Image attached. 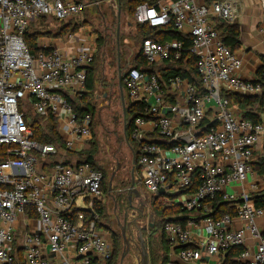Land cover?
Here are the masks:
<instances>
[{
	"label": "built area",
	"instance_id": "obj_1",
	"mask_svg": "<svg viewBox=\"0 0 264 264\" xmlns=\"http://www.w3.org/2000/svg\"><path fill=\"white\" fill-rule=\"evenodd\" d=\"M260 5L264 12V0ZM87 7L79 0H0V264H16L18 247L23 264H93V258L106 261L114 255L110 232L98 226L100 216L92 212L94 203L105 199L103 171L88 162H67L69 152L81 151L92 140L94 117L80 119L63 94L75 97L87 91L96 48L82 37L69 53L50 39L56 37L46 36L33 54L25 40L33 22L69 20ZM236 15L235 0H157L139 4L134 12L138 23L172 24L177 33L189 36L188 52L197 59L201 90L188 78L164 82L159 74L136 67H129L124 77L127 99L145 111L131 134L140 151L139 184L188 211L185 223L167 221L163 230L172 246H186L178 251L185 263L200 261L201 250L216 255L242 247L239 262L264 264V231L257 222L264 218V207L254 204L264 179L253 167L264 158V122L246 119L228 97L256 95L262 87L239 76L243 58L225 43L219 28L235 23ZM76 35L67 32L65 37ZM141 48L152 66L183 59L180 68L187 69L183 40L145 38ZM25 104L37 115L54 116L62 149L34 139L21 110ZM209 116L213 118L203 126ZM60 153L64 158L51 164L49 158ZM196 176L200 183L190 192ZM218 196L231 203L236 215L213 216ZM79 199L86 200L84 208L90 206L92 215L79 212L73 220Z\"/></svg>",
	"mask_w": 264,
	"mask_h": 264
},
{
	"label": "rangeland",
	"instance_id": "obj_2",
	"mask_svg": "<svg viewBox=\"0 0 264 264\" xmlns=\"http://www.w3.org/2000/svg\"><path fill=\"white\" fill-rule=\"evenodd\" d=\"M79 1L88 5L86 10L78 17L79 25L90 24L96 35L102 38L101 42L98 41L96 62L93 65L96 82L94 84L93 97H90V99L96 109L92 126V130L95 132L94 142L97 147L95 161L96 165L105 172V191L110 188V180L118 162L122 165L121 178H128V183L130 184L132 171L134 170L137 186L145 191V188L139 184L140 179L135 169V149L137 145L127 139L125 132L124 108L119 86V69L122 68L124 71L134 65L135 58L142 47L143 36L134 15L129 13L123 5L121 6L119 0ZM51 18H48L46 25L40 26V23H36L33 29L56 31L60 25ZM106 94L108 96L105 98ZM125 98V105L127 106L126 92ZM24 109L30 121L39 120L40 122H45L34 112L30 105L25 104ZM210 118H213V116L207 117L206 120H211ZM91 146L86 150H89ZM115 189V181L113 180L112 195L114 196L117 194ZM148 206L151 211L157 212V217L155 220H151L145 216L142 220L143 225L147 228L144 237L151 241L147 250L151 251L154 248L159 253L161 250L158 249V246L162 245L164 223L170 217H174L175 213L170 203L167 204L162 199H156L154 196L151 197V202ZM112 208L113 204L109 201V204L107 203L106 205V210L108 217L110 216L113 219L109 224V228L112 231L113 236L111 237L116 249L113 261L114 264H121L122 256L127 252L122 230L123 223L118 226L114 222ZM126 236L128 237L129 234H126ZM134 239L136 238L134 237ZM153 239L154 243L156 241L155 246ZM132 253L133 245L123 259L124 264L131 262ZM160 261L161 258L159 263L157 261L156 264H160Z\"/></svg>",
	"mask_w": 264,
	"mask_h": 264
},
{
	"label": "trees",
	"instance_id": "obj_3",
	"mask_svg": "<svg viewBox=\"0 0 264 264\" xmlns=\"http://www.w3.org/2000/svg\"><path fill=\"white\" fill-rule=\"evenodd\" d=\"M156 1L157 0H119L121 6L123 5L125 9L128 10V12L132 13L133 15H134L136 7L139 4L144 3V2L152 4V3H155ZM205 1L208 3H211L217 0H205ZM219 1H223V0H219ZM55 21L58 22L60 25L59 27L60 29H57L55 33L52 32V30H47V29L46 30L33 29L36 23H40L39 24L40 26L46 25L48 22V18H43L31 24L28 31L25 33V40L30 46V49L33 54H36L40 51V48L38 46L39 37H45V36H51V35L55 37H62L63 35L67 33L68 30L72 32H77L81 27V25H79L78 17H74L69 20H63V21L55 20ZM83 25H87V24H83ZM137 25L143 36L142 40H144L145 38H151V39H154L160 42H164L166 40H174V39L183 40L184 45L187 48L184 51V56L185 58L188 59L187 65H186L187 69L180 68V66H182L183 64V59L182 60L171 59L169 61H166L165 65L152 66L148 63L147 59L144 57L142 48L140 49L138 56L135 58L134 65H132L131 67L139 68L141 71H144V72L157 73L160 75L161 79H163L164 82H168V80L171 77H175V76H181L183 78H188L189 80L193 82V84H195L198 87L199 90H201L202 89L201 79L198 75L197 68H196L197 59L194 55L188 52V48L191 45L190 37L177 33L173 29L172 24L164 26V27H151L148 24H141L137 22ZM219 28L224 33L225 43L228 46H230L233 51H235V49L240 45L241 32H240L239 24H237L236 22L233 24L223 23L219 26ZM101 39L102 38L99 39V42H101ZM95 62H96V55H95L94 61L88 66L86 87H87V90H89V92L94 91V84L96 82L95 69L93 67ZM124 77L125 76L122 77V85H123V89L125 90ZM255 82L261 85L262 87L261 93L256 94V95H250V96H245V95H241L237 93H231L228 95V97L232 101L234 99L236 103H238L239 106L244 110L243 113L246 119H249L255 123H259L261 122L260 117L256 113H254L251 109H247L246 104L250 102H258L260 109L264 107V62L257 73ZM89 92L84 93L81 96H75V97L70 96L68 93L63 94L68 100V102L72 104L75 112L78 114L80 119L84 118V116L87 114H91L93 115V117L95 115L96 109H95L93 102L90 99V97L92 98L93 96L91 92L90 93ZM21 110L24 111L25 109L21 107ZM144 114H145V111H144V106L142 104L131 103L128 100L127 106L125 105V118H126L125 128H126L127 139L130 142L131 141L135 142L131 138L132 131L135 128V119L138 116H142ZM38 116L41 117L43 120H45V122H40L39 120L30 121L28 115L25 113L26 120L30 122V124L32 125L34 139L43 144H55L58 148L62 149L64 147V144L59 135L58 123L56 122L54 116L50 114H48L47 116H40V115ZM208 124H209V121L205 119L202 125L205 126ZM94 139H95V136L90 141V144L91 145L93 144V146H91L89 150H86L84 152H78L77 154L69 152L68 156H71V157L76 156L75 158L78 159L77 160L78 164L88 162L95 169H99L103 171V169H101L100 167L96 165L95 156L97 154V147L94 142ZM139 154H140V151H138L136 147L135 149V163H136L135 169L137 172L139 171L141 175V170L137 165ZM62 158H64V156L62 153H60V154L51 156L49 160H50V163L52 164L54 162L55 163L59 162ZM67 162H69L68 159H67ZM253 167L256 170V172L264 179V158H261L257 160L255 163H253ZM103 173H104V181H103V191H104L105 190V172L103 171ZM195 175L196 173L194 174V176ZM199 183H200V180L196 176L195 183L189 189V191L190 192L196 191ZM254 200H255L254 202L255 206L264 207V189L261 192L257 193L256 195H254ZM213 205L215 209L213 216L215 218H219L220 216L226 213H229L231 215H236L235 208L231 206V203L224 201L221 196H218L216 198ZM94 209L100 216L98 226L109 231L112 235V231L109 228L110 226L109 224L111 223L110 216L108 217L107 215V210H106V206L104 202L96 201L94 203ZM172 209H173V212L175 213L174 217L173 216L170 217L169 219L165 221V223L167 221H181L185 223L187 219L186 217H188L187 216L188 211L186 209H183L179 205H172ZM79 212H83L87 216L92 215L90 210L86 208L75 207L73 209L72 216L70 217L73 220H76V215ZM165 223H164V226H165ZM164 226H163V230H164ZM162 238H163L162 246H163L164 255L160 256L159 254L156 253L155 249L153 248V250L150 251L152 259H153V264H156L157 261L159 263L160 258H161L160 264H164L169 260L168 253L170 251V242L167 240L164 231L162 234ZM113 246H114V255L111 259L102 261L99 258H93V264H114L113 260L115 258L116 249H115V244ZM243 250L244 249L242 247H233L229 249L226 252V256H225L226 263L227 264H242L241 262L238 261V257L243 252ZM22 255H23L22 249L18 247L17 252H16V264H23Z\"/></svg>",
	"mask_w": 264,
	"mask_h": 264
},
{
	"label": "crops",
	"instance_id": "obj_4",
	"mask_svg": "<svg viewBox=\"0 0 264 264\" xmlns=\"http://www.w3.org/2000/svg\"><path fill=\"white\" fill-rule=\"evenodd\" d=\"M235 1L237 3V15H236L235 21L237 24H239L240 32H241V34H240V45L235 49V51L243 58V63H244L243 69L238 74L240 77H242L246 80L255 81V79L257 77V73H258L259 69L261 68V66L263 65V62H264V12L261 8L260 0H235ZM52 20H54V19H52ZM83 26L84 27L81 26V29H79L77 32H73V33H77L79 35H76L75 38H72L69 40H67V37H65V35L62 36L63 38L62 37H56L57 39L56 38H50V37H55L53 35L47 36V37L52 39V40H56L59 47L66 49L69 53H71L74 50L76 45H78L79 40L82 37H84V38H87L88 41L93 44V46L96 48V51H97V45H98V41L100 38L96 35V33L94 32V30L90 24L83 25ZM58 29H60V28H58ZM52 32L55 33V31H53V30H52ZM67 32H72V31L68 30ZM40 38H42V37H39V39ZM45 38H46V36H45ZM96 54H97V52H96ZM119 86H120V84H119ZM125 90H124V93L126 92ZM88 92H89V90H87L85 93H88ZM93 92L94 91H92L91 94H93ZM107 96H108V94H107ZM107 96L105 95V98ZM233 102L236 105L238 110L244 111L239 106V104L236 103V101L234 99H233ZM246 106H247V109H251L254 113H256L260 117L261 122H264V107L260 109L258 102H250V103L246 104ZM213 110H214V108H212L211 111H213ZM123 115H124V123L126 126L125 109H124ZM125 132H126V128H125ZM94 136H95V132L93 131V137ZM135 143H136L137 149L139 151V145L136 141H135ZM89 146H91L90 141H87L86 144L83 146L82 150L78 151V152H84ZM260 151H261V146H258L256 153L260 154ZM78 152H75L74 154H77ZM258 157L259 156H256V158H258ZM68 160L70 162H73V163L78 162L77 158L71 157V156L68 157ZM257 160H259V159H257ZM137 174L140 178L141 175H140L139 171L137 172ZM235 187H237V186H235ZM235 187H232L231 189L234 190ZM263 187H264V180H263ZM112 191H113V189L110 190V188L107 191L104 190V193H105L104 204L106 206L107 203L109 204V201H111L113 204V208H112V213H113L114 197L112 195ZM86 205H88V203L86 202L85 199H79L77 201V207H79V208H84ZM86 209H90V211L92 210V208H90V206ZM93 211H95L94 207H93L92 212ZM257 222H258L259 228L264 231V218L258 219ZM241 226H242V223L239 220H237L236 221V227L239 228ZM100 228H102V227H100ZM246 242H247V245H249V247H251L252 249L254 248L253 247L254 241H253V238L250 234H247ZM153 243H154V239H153ZM155 243H156V241H155ZM155 243H154V246H155ZM158 249L161 250V252H159L160 254L158 252H156V253L163 256L164 255L163 246L162 245L160 247L158 246ZM179 249L180 248H178V246H172L170 244V251L168 253V256H169L168 261L173 260L175 262H178V264H227L226 260H225L226 253H220V254L215 255V254H209L206 250H201L202 258L200 261L195 262V263H185V262L181 261L178 257ZM149 253H150L151 264H153L151 252L149 251Z\"/></svg>",
	"mask_w": 264,
	"mask_h": 264
},
{
	"label": "flooded vegetation",
	"instance_id": "obj_5",
	"mask_svg": "<svg viewBox=\"0 0 264 264\" xmlns=\"http://www.w3.org/2000/svg\"><path fill=\"white\" fill-rule=\"evenodd\" d=\"M126 70L127 69L123 71L122 68L119 69L121 73L126 72ZM121 166L122 165L118 162L116 170H114L115 173L114 181L116 186L115 191H117V194L115 196L113 195L114 210L112 215L114 217V222L117 223L118 226H121V224L123 223L122 224L123 229L125 228L126 233L128 232L127 234H129L130 236L129 238L131 240V246H132L135 245L133 244L135 242L137 243L139 242L140 244V240L139 239L136 240L134 239V237L138 238L139 235H141L142 233L144 235V233L146 232L147 228L146 226L143 225V221H142L143 218L146 216L151 220H155L157 217V212L155 211L153 212L150 210L148 204L151 202V197H153V195L147 192L146 190L144 191L140 189L142 193V196L140 198H135V194L131 193L132 200L130 202L129 192H130L131 182L130 184L128 183L129 182L128 178L126 179L121 178V174H120L122 170ZM132 175H133V171H132ZM134 175H135V171H134ZM112 220L113 219L110 218V222H112ZM145 239L146 241H148L147 238Z\"/></svg>",
	"mask_w": 264,
	"mask_h": 264
},
{
	"label": "water",
	"instance_id": "obj_6",
	"mask_svg": "<svg viewBox=\"0 0 264 264\" xmlns=\"http://www.w3.org/2000/svg\"><path fill=\"white\" fill-rule=\"evenodd\" d=\"M126 75V72L121 73L120 71V77H119V84H120V88H121V98H122V103H123V107L125 109V104H126V99H125V93H124V89H123V85H122V77ZM115 177V173L112 174L111 180H110V190L113 189V180ZM131 193L135 194V198H140L142 196L141 190L139 189V187L137 186V182H136V178L134 175V170H133V175L131 177V184H130V192H129V200L131 202L132 200V196ZM164 191L161 190L160 191V195L163 194ZM90 210V209H89ZM126 229H123V237L125 238V243H126V248H127V252H129L130 248H131V240H130V236H126ZM132 232V231H131ZM139 239L140 240V244L139 242H135L133 244V253H132V260L129 264H151V260H150V253L149 250H147V247L149 246V244H151V241H146L143 233L141 235H139V237H136V240ZM186 247L185 245H181L178 246V248H183ZM126 252V254H127ZM125 253L122 256V262L123 263V259L126 255Z\"/></svg>",
	"mask_w": 264,
	"mask_h": 264
}]
</instances>
